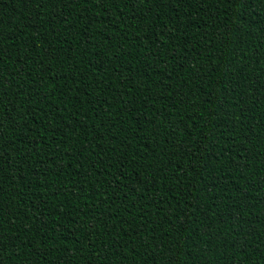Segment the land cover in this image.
I'll list each match as a JSON object with an SVG mask.
<instances>
[{"label": "trees", "instance_id": "1", "mask_svg": "<svg viewBox=\"0 0 264 264\" xmlns=\"http://www.w3.org/2000/svg\"><path fill=\"white\" fill-rule=\"evenodd\" d=\"M0 264H264V0H0Z\"/></svg>", "mask_w": 264, "mask_h": 264}]
</instances>
